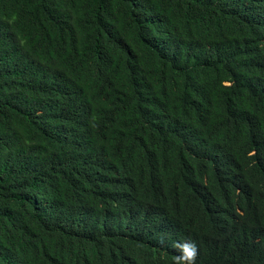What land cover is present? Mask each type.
Listing matches in <instances>:
<instances>
[{"label":"trees","instance_id":"obj_1","mask_svg":"<svg viewBox=\"0 0 264 264\" xmlns=\"http://www.w3.org/2000/svg\"><path fill=\"white\" fill-rule=\"evenodd\" d=\"M264 264V0H0V264Z\"/></svg>","mask_w":264,"mask_h":264},{"label":"clouds","instance_id":"obj_2","mask_svg":"<svg viewBox=\"0 0 264 264\" xmlns=\"http://www.w3.org/2000/svg\"><path fill=\"white\" fill-rule=\"evenodd\" d=\"M173 247L179 252V255L174 257L173 264H197L199 249L195 241L184 239L174 242Z\"/></svg>","mask_w":264,"mask_h":264}]
</instances>
